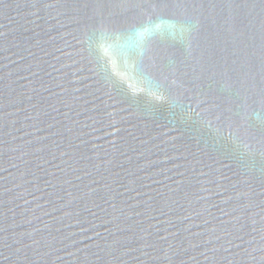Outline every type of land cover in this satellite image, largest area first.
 I'll use <instances>...</instances> for the list:
<instances>
[{
	"label": "water",
	"instance_id": "1",
	"mask_svg": "<svg viewBox=\"0 0 264 264\" xmlns=\"http://www.w3.org/2000/svg\"><path fill=\"white\" fill-rule=\"evenodd\" d=\"M248 4L245 46L258 73L264 12L259 0ZM61 5L0 0V264H264L261 158H245L251 171L238 160L210 171L192 155L201 156L198 133L172 109L129 107L107 85L109 99L100 76L78 71L99 69ZM210 11L228 27L232 9ZM157 31L188 39L167 24ZM234 36L221 33L229 43ZM105 48L125 64L126 50ZM129 83L145 94L151 87ZM248 118L259 123L264 109ZM237 171L255 176L251 187Z\"/></svg>",
	"mask_w": 264,
	"mask_h": 264
},
{
	"label": "snow or ice",
	"instance_id": "2",
	"mask_svg": "<svg viewBox=\"0 0 264 264\" xmlns=\"http://www.w3.org/2000/svg\"><path fill=\"white\" fill-rule=\"evenodd\" d=\"M61 6L86 37L81 41L87 44L84 59L99 69H78L86 73L83 79L90 78L87 73L100 76L104 94L114 99L107 90L110 85L122 96L119 102L129 107L146 102L172 109L183 125L198 133L193 139L201 156L192 155L210 171L216 170L214 165L232 170L233 160L251 171L245 158L255 162L260 157L264 186V120L253 123L248 118L257 105L264 109V58L257 73L254 53L245 46V21L251 22V13L245 12L248 0H62ZM258 6L264 12V0ZM218 7L233 10L223 17L227 28L210 11ZM161 24L187 34V41L157 31ZM222 31L235 33L231 43L222 40ZM145 34L152 39H133ZM106 45L128 52L123 66L102 55ZM145 79L151 85L147 94L129 83ZM236 175L237 182L248 187L255 179L242 171Z\"/></svg>",
	"mask_w": 264,
	"mask_h": 264
}]
</instances>
